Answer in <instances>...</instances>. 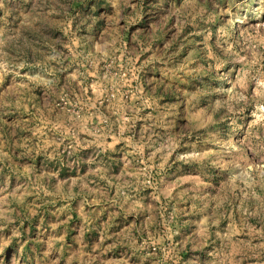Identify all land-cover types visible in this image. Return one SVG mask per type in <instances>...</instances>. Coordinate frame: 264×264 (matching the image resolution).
Returning <instances> with one entry per match:
<instances>
[{"label":"rangeland","instance_id":"obj_1","mask_svg":"<svg viewBox=\"0 0 264 264\" xmlns=\"http://www.w3.org/2000/svg\"><path fill=\"white\" fill-rule=\"evenodd\" d=\"M0 264H264V0H0Z\"/></svg>","mask_w":264,"mask_h":264}]
</instances>
